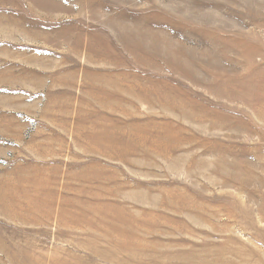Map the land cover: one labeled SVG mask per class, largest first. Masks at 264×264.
<instances>
[{"label": "rangeland", "instance_id": "obj_1", "mask_svg": "<svg viewBox=\"0 0 264 264\" xmlns=\"http://www.w3.org/2000/svg\"><path fill=\"white\" fill-rule=\"evenodd\" d=\"M0 264H264V0H0Z\"/></svg>", "mask_w": 264, "mask_h": 264}]
</instances>
